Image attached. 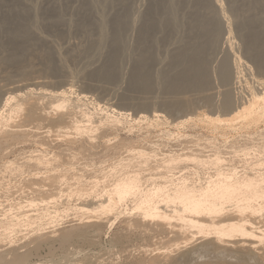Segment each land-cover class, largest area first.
Wrapping results in <instances>:
<instances>
[{
	"label": "rangeland",
	"instance_id": "obj_1",
	"mask_svg": "<svg viewBox=\"0 0 264 264\" xmlns=\"http://www.w3.org/2000/svg\"><path fill=\"white\" fill-rule=\"evenodd\" d=\"M92 1L102 3L105 0H0V108L8 97H13L11 104L23 101L32 105H49L51 101H59L57 92L64 90L75 105L93 111L96 119L108 111L112 112V109L126 113L119 124L100 130L91 142L73 132L69 135L72 139L57 135L56 130L61 123L54 120V116L43 121H25L23 117H16L4 127L13 134L2 140L0 148V219L10 209L14 215L16 211L13 208L18 206L17 203L24 207L22 213L33 217L28 226L23 222L24 216H18V230L4 231L0 227V264H10L16 257L23 258L21 264H264V239L252 246L242 242H222L218 246L232 250L235 256L208 258L196 251L211 234L206 238L192 230L184 236L166 224L143 221L133 210L131 199L118 204L108 214L95 212V204L92 203L103 198L104 190L113 182L112 177L109 180L108 177L94 176L120 158L130 156L134 159L136 155L129 152L138 147L157 155L158 159L165 153H196L200 157H214L216 154L222 158V169L235 167L238 171L245 169L252 172L250 167H253L264 172V165L254 167L264 159V119L232 127L225 124L214 127L201 116L218 114L221 118L227 117L219 104L226 88H230L229 94L238 104L249 98L251 85L257 89L256 80L264 81V70H257L251 54L246 52V42L238 28L239 1L219 0L224 13L221 11L222 17L226 19H222L225 30L218 36V41L207 39L209 46L204 44L199 55L193 57L186 54L187 58L176 56L182 49L183 41H188V33L174 36L176 40L173 35H166L158 43L160 48L156 49L161 55L156 52L154 56H148L145 66L142 64L144 68L137 65L138 53L131 56L128 52L132 38L123 29L124 24H117L118 16L124 14L126 0H106L111 1L115 8L105 22L103 33L97 26L100 15L92 9ZM205 3L204 6L201 4L203 9H213L212 0H205ZM101 6L110 10L109 6ZM214 20L217 21L216 16ZM228 27L232 34L228 33ZM116 29L119 38L123 39L116 38ZM228 35L230 42L226 41ZM121 43L127 47H122ZM161 44L165 45V49ZM229 48L234 52L233 57L237 55L241 59L237 75L239 80L235 78L231 57L233 74L229 83L223 85L220 68L227 59L225 50ZM165 53L168 58H165ZM158 59L162 63L157 62ZM182 59L188 62L194 59L206 61L205 85L193 87L192 82L185 79L181 82L183 85L176 88L178 90L170 88L169 83L175 81L178 71L186 69L187 63ZM159 64L161 74H158ZM124 66L130 68L124 69ZM134 68H141L149 76L152 75L149 90L132 82ZM162 69L166 70L165 74ZM169 69L170 76L167 74ZM161 75L164 76L159 79ZM39 151L58 157L53 161L54 172L47 173L42 165L31 159ZM65 169L69 178L55 177L58 171ZM216 169L214 164L186 162L180 163L173 172L175 176L186 175L190 182L198 185L215 175ZM73 174L83 177L71 178ZM150 175L157 176L155 171H151ZM94 181H97V187L93 193L70 196L65 191L67 184L89 186ZM148 183L149 180L144 181L146 186ZM27 201H32L31 205ZM80 207L87 209V213L82 214L78 210ZM189 251L193 253V259L184 260L183 255H189ZM249 253L255 255L253 261L246 260L244 255Z\"/></svg>",
	"mask_w": 264,
	"mask_h": 264
},
{
	"label": "bare ground",
	"instance_id": "obj_2",
	"mask_svg": "<svg viewBox=\"0 0 264 264\" xmlns=\"http://www.w3.org/2000/svg\"><path fill=\"white\" fill-rule=\"evenodd\" d=\"M238 1H239V5H238L239 17L238 19L237 18L236 19L238 20L237 23L240 34L241 36L244 37L246 42V52L251 54L253 63L255 64L257 70L259 71L262 69L264 70V0H238ZM110 2L106 0L103 1L102 3L99 2L100 6H98L99 5L98 2L92 3V9L94 11L96 10V12H98V14L100 15V23L97 26L100 29L101 33L105 32V24H106L105 22L107 21L110 14L113 13V10L115 8L113 7V4ZM212 2H213L212 4L213 9L206 10V8L203 9L202 7L204 6V4L206 5L205 0H126V5L124 6L125 7L124 14L118 16L117 24L123 23L124 24L123 29L126 32H128L129 37L131 36L130 39L132 38V40H130L131 42L129 43L130 46H128L127 49L128 52L130 51L131 56L132 54L133 56H135L134 53L136 52L138 53L137 55H139V58L136 59V61L138 62L137 65H139V67L144 68L145 66L144 63L146 62L148 56L150 57L156 54L157 52L156 49L158 48L159 41L166 35L168 36L173 35V38L175 39V37L177 36L179 37L181 33H188L189 37L186 34L188 37L187 38L188 41H183L184 43L182 44L180 43L182 45L181 47L182 49L176 53L177 55L175 54L180 58L182 57L187 58L186 54H192L193 57L199 55L201 49L204 48V44L208 45L207 39L211 41V39L214 38L213 42L218 41L219 40L218 36H220V33L225 30L223 25V20L226 21V19L222 17L223 8L220 7L221 4L219 5L218 3L219 0H212ZM101 4L105 6H109L110 10L108 9L105 10L104 7L101 6ZM235 7L233 6V8ZM237 13L238 12H236V15ZM215 16L217 18L216 22L214 20ZM226 23L228 24V21ZM227 24H226V30H227ZM118 27H120V25ZM117 29L115 31L117 33L115 34L117 35L116 38H119V31H117ZM228 29H230V27H228ZM230 32L231 29L230 31H228V33ZM229 35L226 41L230 42ZM119 39L121 40L123 38L120 37ZM177 41L179 43V40ZM98 44H100V42H98ZM163 45L162 48L165 49L164 46L168 44H165L164 46ZM181 45H179V47ZM122 47H127V45L126 46L124 45ZM123 50L125 51L126 48H124ZM229 50H225L227 59L221 63V68H220V79L223 81L222 82L223 85L229 83L231 76L233 74L231 68V57H233L234 52L232 53L231 51L232 49L230 51ZM158 54L159 53L157 52V55ZM130 55H128V57ZM162 56H164V54ZM167 56L168 54L166 55L165 58H168ZM153 58L155 60V57H152V60ZM160 58L162 59V57ZM165 58L163 57V59ZM161 59L160 60L158 59L157 62L162 63L160 62ZM133 60L135 61V57H133ZM173 60L175 61V59ZM240 60L241 59L238 58L237 55H235L232 58V62L234 64V69H235V75H236L235 78L236 79L238 78L237 80H239V77L237 75L238 73H240L238 71V67L241 64ZM183 62L187 63L186 69H184V71H180V70L178 71V74L174 78L175 81H170L169 83L170 88L171 87L175 89L178 88L179 86L183 85L181 84V82L182 80L185 79L192 82L191 85L193 84V87L194 85L196 86L197 85L200 86L202 84L205 85V83L207 82L206 73L208 70L206 67V61L205 60L197 61L194 59V60H189L188 62L187 59H185L183 60ZM142 64L144 66H142ZM183 65L181 64V66ZM126 67H128V69L130 68V66H126ZM126 67L124 66V69ZM160 67L161 66L159 64V69ZM108 68H110V66ZM163 70L164 69H162V71ZM129 71L131 72L132 70ZM155 71H157V68ZM168 72L167 74L170 76L171 74L170 69ZM126 73H128V71ZM165 73L166 70L164 74ZM175 73L173 74L175 75ZM158 74H161V69H160V73ZM156 75L157 74L155 73V76ZM151 76H149L147 72H144V70H141V68L140 69L134 68L131 77L132 79L131 78L130 79L134 84H138L139 86H143V88L146 89L148 88L149 90L150 86H152L150 82ZM163 76L162 75L159 76V79L163 78ZM157 82H153V83L155 84ZM158 83L156 85H158ZM256 83L258 84L257 89L256 88L254 89L251 85L248 89L249 98H247L246 101H242L238 104L233 102L229 94L230 88H226L225 86L226 89L224 90V87H222L224 90L223 99L221 103L219 101L218 102L222 109V113L227 117L221 118L220 116H217L218 114H216V116L213 117L206 115H201V116H203V118L214 127H217L220 124H225L228 125L229 127H232L233 125L237 126L241 123L257 122L264 119V81L256 80ZM166 87L167 86H165V88ZM222 91L220 92L222 93ZM57 96H59L60 100L51 101L49 102V105H45V104L39 105V103L38 105H32V104H27L23 101H19V102H15L14 104H11L13 97L6 98V100H4L2 107L0 108V148L3 143L2 140L11 137L13 134L4 127L9 125L10 122H13L16 119V117H19V119L23 117L25 118V121H39V120L43 121V120H49L54 116L56 117V119L54 120H57L61 123L60 125H58V130H56L57 135L63 136L68 139H72V137L69 135L73 132L80 136L86 137V139H88L91 142L96 138L100 130L109 128L111 125L119 124L121 118H123V116H126L125 115L126 113H122V111H117V110L115 111L112 109V112L108 111L109 113L106 112L105 115L96 119L93 116L92 113L93 111L90 112L86 108H82L78 105H75L72 102L71 98H68L65 95L64 90L57 92ZM219 104L217 105L219 106ZM222 113L220 112V114ZM63 128H67V130H63ZM148 152L143 147L135 148L129 152L132 155H136L134 159L130 156L127 158H120L117 162H114V164L112 163V165L107 167V169L100 171V174L94 176V177H102L105 179L108 177L109 180H110L109 177L113 178V182L109 184L108 189L104 190L103 198H101L98 202L91 201L92 203L95 204V207L93 208L95 212L99 214H108L112 212L118 204L122 203L126 199H131L134 203L133 210L136 211L137 215L140 216V218L143 221L147 220V221H154L159 224L161 223L164 225L166 224L167 226H170V228L177 230V232H180L183 235L187 231L192 232V230H195L196 233L202 234L203 237H206V235L208 236L209 234H211L212 236L210 237L208 236L209 238L208 240L205 239L206 241L203 240L204 242L200 245V249L196 251L199 252V254L201 255L205 254L209 256L208 258H210V256H212V258H217L218 257L217 255L235 256L234 254L235 252H233L232 250L228 248H223V246L221 245L218 246V244L220 243L222 244V242L225 241H227V243L228 241H233L234 243L242 242L248 246H252L254 243H261L263 241L264 239V172L263 173L259 172L258 170H255L253 167H250V170L252 172L246 171L245 169L242 171H238V169H236L235 167L222 169L220 168L221 164H223L222 158L216 154L214 157L211 156L207 157L206 155L205 157L204 156L200 157L197 156L196 153L179 154V155L165 153L162 155L161 158L158 159L156 157L157 155L149 154ZM57 158L58 157L55 154L48 156L47 152L45 153L41 151H39L37 154L31 157V159L36 164L42 165L47 170V173L52 171L54 172L55 169H54L53 161H55ZM153 161H155V164H152ZM186 162H193L197 165L214 164L217 167V169L215 175L213 176L211 175V177H208L200 184L194 185L192 182H190L191 181L189 180L190 178H188L186 175L180 174L179 176H175V173L173 172V170L177 168V166L180 163L182 164ZM263 165H264V159H261V161L259 160V162H257L254 165V167L255 166L262 167ZM151 171H155V174L157 176H151L150 175ZM49 177L51 176L49 175ZM55 177L69 178V172L66 169L63 171H58V174ZM70 177L81 178L83 176L73 174V176ZM144 177H158V179L144 178ZM145 180H147V182L149 180L150 184L148 183L149 185L147 184L146 186L144 184ZM42 187L43 186H41V188ZM96 187H97V181L92 182V184H90L89 186H83L81 184H77L73 186L71 184H67L65 187V191L70 196L71 195L81 196V195H87L93 193L96 190L95 189ZM31 203L32 201L29 202L30 205ZM17 205L18 206H15L13 208V210L15 209L16 211L14 215L12 214L14 212H12L10 209V211H8L9 213L4 214L3 218L0 219V227L4 231H14L17 229L20 220L18 216H24L23 222L25 225L29 226L30 222L32 221L33 216H30L29 213L28 215L22 213L21 209L24 207H22L19 203H17ZM78 210L82 212V214L87 213V209H84L83 207H80ZM66 237L67 234L64 235V238ZM234 246L236 247V245ZM192 254L191 253L189 255L185 254L183 255L182 258L183 259L185 258L184 260H189V258L190 259L192 258L191 257ZM244 256L247 257L246 260L247 259L252 260L255 255L253 253H249ZM22 262H23L22 257H16L13 261H11L10 264H21Z\"/></svg>",
	"mask_w": 264,
	"mask_h": 264
}]
</instances>
